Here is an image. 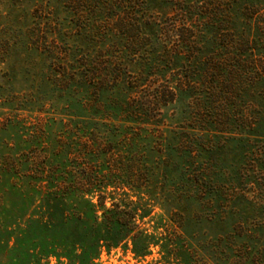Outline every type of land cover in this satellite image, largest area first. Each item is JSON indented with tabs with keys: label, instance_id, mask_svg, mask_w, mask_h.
I'll return each mask as SVG.
<instances>
[{
	"label": "rangeland",
	"instance_id": "374dc122",
	"mask_svg": "<svg viewBox=\"0 0 264 264\" xmlns=\"http://www.w3.org/2000/svg\"><path fill=\"white\" fill-rule=\"evenodd\" d=\"M130 1L132 0H0L2 225L14 227L18 219L33 211L30 199L23 198L11 185L10 176L1 172L3 157L25 156L40 163L52 153L51 144L66 151L64 145L69 140L67 133L70 129L75 133L76 128L69 126L70 117L66 107L70 103V96L64 93V89L70 80L63 73L66 72L64 68L68 69L66 61L80 59L81 44L77 35L83 26H94L95 39L101 45H107L110 51L104 52V56L114 55L118 59H124L122 54L116 52L120 47L113 41L114 38L106 35L108 29L114 30L120 19L130 13ZM187 1L189 4L181 3L174 7L175 11L180 12L165 16L160 13L161 5L158 1L149 4L150 9L145 8L148 4L141 7L146 0H136L135 4L141 11L139 14L142 11L146 15L151 13L152 18L167 34L161 38L165 43L155 46L154 50L167 51L173 59L169 63L165 61V66L156 64L151 72L142 71L148 76H142L141 79L151 87L161 82L158 83V77L169 75L170 71H176L174 69L179 66L172 53L177 39L173 38L175 32L167 33L171 29L168 24L181 18L186 23L192 19L189 28L194 31L196 47L192 58H189L190 62L180 70L195 85L188 92V104L179 109L169 104L157 106L160 113L152 112L150 116L170 129L192 123L205 129L220 130L216 137L212 134L208 137L183 134L178 146L181 149L175 146V150L183 152L184 166L189 167V174L196 173L193 176L201 181L200 190L194 189L198 202L191 200L192 204L185 205L183 202L178 206L174 200L187 191L186 179L176 182L169 174L164 175L154 168V181L144 190L148 198L145 196L140 203V207L144 206L141 209H147L144 211L141 227L148 233H156L158 244L151 246L144 257L134 255L130 241L111 249L102 248L93 264H190L185 252L188 241L180 239L181 233L206 232L210 235L211 231L214 235L225 236L223 239L226 246H221V249L225 250L226 263L264 264V90L259 94L262 95L261 98L256 96V91L261 92V87L256 86L254 79L256 71L264 73V0ZM243 12L251 13L245 16L246 20L239 22ZM245 21H251V26L250 22L246 24ZM179 27L178 34L188 35L180 24ZM200 30L204 31L203 34ZM234 30L239 35L243 34L237 48L239 51L235 53L239 58L237 73L232 72L234 78L227 85L224 82L221 88H217L216 79L220 77L218 62L226 55L225 51L218 50V45L229 43ZM97 33L101 35L97 36ZM218 33L220 36L213 40ZM246 39H253L250 42L252 50L246 45ZM127 56L134 59L130 52ZM138 56L141 57L142 53ZM159 57L161 58L160 55ZM122 65H125L124 62ZM46 67H52V70L49 71ZM67 72L70 73L69 69ZM42 74H46L48 79ZM244 74H247L244 81H249V84L245 88H234L239 83L238 80L242 81L239 77ZM222 75L225 77V72L222 71ZM71 77L73 76L70 74L69 78ZM74 85H77L76 82ZM76 88L74 99L78 97ZM143 91L144 102L147 101V95L155 92L147 86ZM76 120L73 119V124ZM243 129L249 134L244 139L238 136ZM148 143L147 141L142 146V152L145 163L151 166L158 154L165 155L164 144L158 137L150 140L151 144ZM150 147L154 150H150ZM234 195L248 198L253 202L254 210L239 215V219L231 221L228 218L227 221H231L229 224L227 222L224 226H215L211 231L205 229V223H198L197 219L203 216L221 213L224 219L230 213H237V205L233 204L231 198ZM106 205L109 206V202ZM184 220V226L179 228ZM17 230L16 228L14 232H18ZM14 232L8 233L5 228H1L0 245L3 246ZM14 253L13 257H18L21 261L18 264H29L30 256L24 249ZM0 264L11 263L0 260ZM42 264H66V260L50 256L44 258Z\"/></svg>",
	"mask_w": 264,
	"mask_h": 264
},
{
	"label": "trees",
	"instance_id": "16d2710c",
	"mask_svg": "<svg viewBox=\"0 0 264 264\" xmlns=\"http://www.w3.org/2000/svg\"><path fill=\"white\" fill-rule=\"evenodd\" d=\"M154 1L160 2V13L163 16L180 12L174 10L176 4L180 6L181 3H188L187 0H146V3L141 0L144 2L141 7L148 4L145 8L150 9L149 4ZM135 2H129L130 13L120 19L114 30L108 29L109 36L105 34L114 38L113 41L120 47L116 52L122 54L124 59L114 55L104 56V52L110 51L107 45H101L95 39L94 26H83L77 35L81 44L80 59L66 61L70 73L66 68L63 73L70 80L64 89V93L70 96V103L66 107L70 117L69 126L76 128L75 133L72 129L67 133L70 141L64 145L66 151L51 144L52 153L40 163L25 156L3 157L1 172L10 176L11 185L23 198L30 199L33 211L18 219L14 227L0 223V231L5 228L9 233L18 229L3 246L0 245L1 261L20 263V259L13 257V254L24 249L30 256L29 264H42L43 259L50 256L65 259L66 264H93L102 248L111 249L129 241L134 255L144 257L151 246L158 244L156 233H148L141 227L147 209H141L144 206L140 207V203L145 196L148 198L144 190L154 181V168L164 175L169 174L176 182L186 179L187 191L174 200L178 206L183 202L189 205L191 200L198 202L194 193L200 190L201 181L193 176L196 173L189 174V167L184 166L185 156L179 151V142L183 134L207 137L212 134L216 137L220 130L205 129L192 123L170 129L150 116L152 112L160 113L157 106L169 104L179 109L188 104V92L195 85L180 70L190 62L189 58H192L196 47L194 31L189 28L192 19L186 23L181 18L168 24L171 29L167 33L175 32L173 38L177 39L172 53L179 66L174 69L176 71H170L169 75L158 77V83L161 82L151 87L141 79L142 76H148L142 71L151 72L156 64L165 66V61L169 63L173 59L167 51L154 50L155 46L165 43L161 38L167 34L151 13L146 15L142 11L139 14L141 11L136 8ZM250 13L243 12L242 19L238 21L243 22ZM249 22L245 21L246 24ZM179 24L188 35L178 34ZM233 32L229 43L218 45V50L225 51L226 55L218 62L220 77L216 79L217 88H221L224 82L227 85L234 78L232 72L237 73L239 58L235 53L239 51L237 48L243 34L239 35L235 30ZM219 36L218 33L213 40ZM245 41L251 47L250 39ZM129 52L134 59H129ZM140 52L141 57L138 56ZM48 70L51 71L52 67ZM70 74L73 77L69 78ZM255 74V84L261 87V92L256 91V96L261 98L259 94L264 90V73L256 71ZM246 75L239 77L242 81L238 80L234 88H245L249 84V81H244ZM42 76L46 77V74ZM75 82L77 85H74ZM146 86L155 92L147 95V101L144 102L143 89ZM75 87L78 97L74 99ZM74 118L77 120L73 124ZM246 135L249 134L245 129L238 133L242 139ZM157 137L164 144L165 155L158 154L156 161L148 166L144 161L142 146L147 141L151 144L150 140ZM175 146L179 148L178 151ZM149 149L154 150L153 147ZM231 198L233 204L237 205V213H230L224 219L221 213L203 216L197 219L198 223H205L204 228L211 231L215 226H224L227 222L229 224L232 219H239V215L254 210L253 202L243 195ZM228 218L231 221H227ZM180 236V239L188 241L185 252L190 264H229L225 260V250L221 249V246H226L225 236L214 235L212 231L210 235L206 232H182Z\"/></svg>",
	"mask_w": 264,
	"mask_h": 264
}]
</instances>
